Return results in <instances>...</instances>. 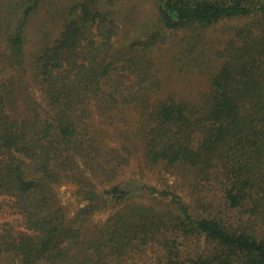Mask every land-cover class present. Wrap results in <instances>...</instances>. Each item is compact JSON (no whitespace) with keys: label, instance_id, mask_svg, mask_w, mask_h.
Wrapping results in <instances>:
<instances>
[{"label":"trees","instance_id":"trees-1","mask_svg":"<svg viewBox=\"0 0 264 264\" xmlns=\"http://www.w3.org/2000/svg\"><path fill=\"white\" fill-rule=\"evenodd\" d=\"M144 1L155 29L118 53L120 0H0V264H264V0ZM54 22L30 74L26 33ZM223 23L218 73L171 91L154 51ZM204 40L175 73L196 78ZM131 166L181 170L190 200L119 179ZM66 185L85 202L73 218Z\"/></svg>","mask_w":264,"mask_h":264},{"label":"rangeland","instance_id":"rangeland-1","mask_svg":"<svg viewBox=\"0 0 264 264\" xmlns=\"http://www.w3.org/2000/svg\"><path fill=\"white\" fill-rule=\"evenodd\" d=\"M40 11L41 13H45L46 9L42 8ZM117 19L119 29L116 37L113 40V52H122L136 41H146L147 36H145V33L155 29L153 5L149 1L120 0L117 7ZM227 24H229V26ZM229 27L231 28L232 24L223 23L213 27V29L206 30L205 33H202L201 35L197 33H182L173 37L172 48H170V50L163 56L154 51V58H156L158 64H160V66H162L164 70L171 75L170 77L166 78V82L168 83L171 91L173 90L175 93H179L180 95L182 94L185 97L190 98L188 95L189 93L196 91V89H204L206 84L209 82L210 77L218 73L219 66L217 64L216 53L221 42V36L224 34V31H228ZM49 28L50 29L47 37H45V40L43 37H38V35L35 33V30L31 26L26 33L25 63L30 74L33 72V52L45 42L52 44L60 35V23L54 22L49 26ZM190 35L194 37H203L205 42L203 46V54L199 60L203 67L198 69L199 74L196 75V78L189 80L175 73V69L180 66V63L178 60H174L176 61V64H173L171 63V60L174 56V53L180 50V47L184 49L187 46L188 36ZM207 64L210 65L211 70L206 68ZM137 170L142 171L137 166L125 168L121 172L119 179L127 178L131 174H135ZM141 175L145 182L149 184V186H152L159 191L162 189H170L172 186L178 187V193H181L188 201L190 200L188 197L189 184L186 181L190 178L187 176L184 177V174L181 170H174L173 172H170L163 178L164 180L157 177L155 174H152L148 169H144ZM59 195L61 203L65 207L67 216L69 218H73L85 206V202L77 196L76 188L73 185L63 186L59 190ZM109 214V211L97 213L94 217L95 224H101L104 222L108 218Z\"/></svg>","mask_w":264,"mask_h":264}]
</instances>
